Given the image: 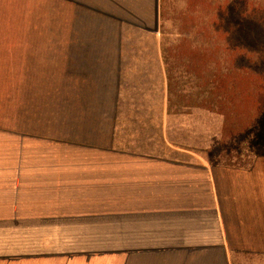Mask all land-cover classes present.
<instances>
[{
	"label": "rangeland",
	"instance_id": "1",
	"mask_svg": "<svg viewBox=\"0 0 264 264\" xmlns=\"http://www.w3.org/2000/svg\"><path fill=\"white\" fill-rule=\"evenodd\" d=\"M156 2L158 14L155 11ZM156 2L0 0V168L91 167L106 170L94 176L79 177L66 172L58 177L63 178L70 190L76 179L80 178L96 181L94 184L97 185L91 188L96 191L89 193L92 198L88 202L90 206H81L76 202V208L62 209L65 236L70 237L66 238V243L91 251L116 250L124 245L143 249L155 246L161 250V256L157 257L160 264H170L167 249H163L169 243L165 237L168 233L169 209L152 205L157 203L151 198L157 195L153 191L140 193L139 203L144 206L136 207L132 205L134 201H130L129 208H126L122 179L127 177L126 170L132 169H126L127 158L107 152L104 121L111 117V112L104 111V104L99 105L97 110L94 107L90 110L91 105L85 107L82 97L76 95V79L72 71L76 26L83 30L90 25L101 40L112 39L115 42L123 36L129 41H143L145 37L130 24L154 26L158 23L160 28V14L163 12L165 29L175 38L178 14L188 11L193 17V29L202 26L210 30L215 25L214 28L228 30L229 41L222 42V45L232 48L231 56L223 52L215 53L204 62L209 90L213 88L215 72L234 78L241 67L249 71L250 93L247 100H234L238 96L233 98L234 95L229 94H237L235 89H228V93L219 92L218 97L210 99V107L205 109L208 113L193 114V150L209 152L213 160L227 162L232 157L220 154L264 151V0ZM197 15H201L202 22H199ZM213 16L214 19L217 16L219 21L210 25L207 19ZM241 46L249 47L252 52L247 61L242 56H235L237 53L234 49ZM41 56L44 58L43 64L40 63ZM192 89L195 91V87ZM249 104L259 117L255 126L242 132L243 128L232 127L236 119L234 111L249 110ZM215 108L224 110L217 112ZM121 118H128V113H122ZM177 119L183 120L184 117L178 115ZM96 121H101L99 133L96 127L88 128ZM176 136L178 143H184L183 129L178 128ZM124 139L118 141L122 147L126 144ZM87 143L91 147L88 148ZM141 146L143 144L138 141L136 147ZM146 146L150 145L146 143ZM35 153H43L44 157ZM134 173L130 176L141 181L154 178L144 172ZM135 194L130 192L129 196ZM145 195L150 196L145 199ZM20 210L27 209L22 207ZM73 215H76V219ZM73 226L76 228V239L72 238ZM138 228L144 232L139 239L136 234ZM233 260L238 264L252 263L248 257H233ZM221 263L220 256H209V264ZM176 264L184 262L178 259Z\"/></svg>",
	"mask_w": 264,
	"mask_h": 264
},
{
	"label": "crops",
	"instance_id": "2",
	"mask_svg": "<svg viewBox=\"0 0 264 264\" xmlns=\"http://www.w3.org/2000/svg\"><path fill=\"white\" fill-rule=\"evenodd\" d=\"M130 25L145 37L143 41L123 36L115 42L101 40L90 25L83 30L76 26L72 68L76 95L82 97L83 105L97 110L104 104V111L111 112L104 121L107 152L127 158L126 169L133 170L123 169L126 208L130 201L136 207L144 206L139 203L142 192L157 193L151 197L157 202L152 205L169 209L165 236L169 243L163 249H167L170 264L171 256L172 264L178 259L184 264H209L210 255L220 256L221 264H238L233 257L264 264V151L220 154L232 157L224 162L213 160L209 152L193 150V114L208 110L192 104L177 109L171 103L159 24ZM125 112L128 118H121ZM178 115L184 119L178 120ZM257 121L256 110L250 108L247 118L234 119L232 127L251 129ZM100 122L88 128L96 127L99 133ZM178 128L184 130V143L176 140ZM121 138H126L124 147L118 143ZM138 141L141 148L136 147ZM104 171L91 167L0 168V264H160L161 250L155 246L91 251L66 243L70 237L65 236L62 209L76 208V202L90 206L89 193L97 185L80 178L70 190L58 177L66 172L87 177ZM134 172L154 178L141 183L130 176ZM130 192L137 194L129 196ZM22 207L27 210L21 211ZM72 229L76 239L75 226ZM136 234L139 239L144 232L138 228Z\"/></svg>",
	"mask_w": 264,
	"mask_h": 264
},
{
	"label": "trees",
	"instance_id": "3",
	"mask_svg": "<svg viewBox=\"0 0 264 264\" xmlns=\"http://www.w3.org/2000/svg\"><path fill=\"white\" fill-rule=\"evenodd\" d=\"M198 1L201 2V0ZM178 16L179 25H177L175 31V38H173V35L165 29V14L163 12L160 14L162 20L160 23L161 42L168 70L171 103L176 104L177 109L183 108L186 105L189 106L188 104L208 109L210 107V99L218 97L219 92L228 93V89H235L237 91V94L233 92L229 94L234 95L233 98L235 95L238 96L234 100H242V98L247 100L250 93L248 91L250 83L249 71L241 67L239 68L237 77L234 78H230L231 76L225 73L219 74L215 72L213 74V88L209 90L208 71L204 68V62L215 53L223 52L224 55L231 56L232 48H225V45H222L224 42L229 41L230 32L224 28H214L216 27L215 25L210 30L202 26L201 28L198 26L197 29H193V17L188 11H182ZM199 16L201 15H197L196 17L199 19V22H202ZM216 18L217 16L215 19L213 16L207 19L208 24L211 25L213 24L212 22H218L219 19ZM170 35L171 38H169ZM234 51L237 53L235 54L236 57L237 55L240 58L242 56L246 61L252 56L249 47L241 46L235 48ZM230 80H233L232 84ZM194 87L195 91L192 89ZM242 95L245 97H242ZM220 99L219 101L222 100ZM215 109L217 112H223L224 110L223 108ZM234 116L236 119L247 118V110H235ZM258 117L259 115H257ZM246 129L244 128L242 132Z\"/></svg>",
	"mask_w": 264,
	"mask_h": 264
},
{
	"label": "water",
	"instance_id": "4",
	"mask_svg": "<svg viewBox=\"0 0 264 264\" xmlns=\"http://www.w3.org/2000/svg\"><path fill=\"white\" fill-rule=\"evenodd\" d=\"M158 1V0H157ZM157 11H158V2H157Z\"/></svg>",
	"mask_w": 264,
	"mask_h": 264
}]
</instances>
